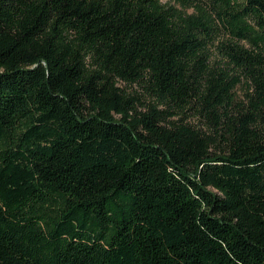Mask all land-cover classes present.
Returning a JSON list of instances; mask_svg holds the SVG:
<instances>
[{
    "label": "trees",
    "instance_id": "16d2710c",
    "mask_svg": "<svg viewBox=\"0 0 264 264\" xmlns=\"http://www.w3.org/2000/svg\"><path fill=\"white\" fill-rule=\"evenodd\" d=\"M0 264H264V0H0Z\"/></svg>",
    "mask_w": 264,
    "mask_h": 264
},
{
    "label": "rangeland",
    "instance_id": "374dc122",
    "mask_svg": "<svg viewBox=\"0 0 264 264\" xmlns=\"http://www.w3.org/2000/svg\"><path fill=\"white\" fill-rule=\"evenodd\" d=\"M164 1H167V0H164ZM172 3H174V1H172ZM190 10H192V9H190ZM227 36H229L226 32H225V35L223 36V38L224 37H227ZM137 89V86L135 85V86H128V90H130V91H135Z\"/></svg>",
    "mask_w": 264,
    "mask_h": 264
}]
</instances>
